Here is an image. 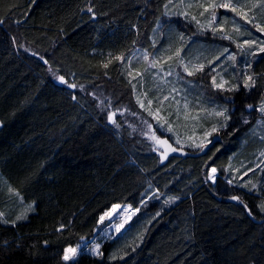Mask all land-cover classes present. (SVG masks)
I'll use <instances>...</instances> for the list:
<instances>
[{
  "label": "trees",
  "instance_id": "trees-1",
  "mask_svg": "<svg viewBox=\"0 0 264 264\" xmlns=\"http://www.w3.org/2000/svg\"><path fill=\"white\" fill-rule=\"evenodd\" d=\"M230 1L264 28V0ZM178 2L0 0V182L36 204L20 221L0 194V264H264V176L243 187L228 171L251 167L264 148V51L241 47L249 27L229 20L225 32H202L192 15L172 17ZM154 42L206 56L189 100L226 119L205 151L163 158L153 149L159 128L138 106L126 62L138 49L155 53ZM215 67L228 89L206 80ZM116 205L139 210L130 227L101 257L65 262Z\"/></svg>",
  "mask_w": 264,
  "mask_h": 264
},
{
  "label": "rangeland",
  "instance_id": "rangeland-1",
  "mask_svg": "<svg viewBox=\"0 0 264 264\" xmlns=\"http://www.w3.org/2000/svg\"><path fill=\"white\" fill-rule=\"evenodd\" d=\"M229 2L241 11L244 10L240 3L237 4L230 0H183V2H178V9L176 12L172 11L171 16L178 17L175 15H181L183 18L179 17V19L186 20L187 14L192 15V19L195 17L193 20L196 22L198 30L202 32H212L216 28H218V31L223 29V32H225L224 30H229L226 27H230L228 25L229 20L231 26L237 31L249 27L254 30L251 31V36L247 37L249 41H245L243 46L247 47L249 51L252 49L255 51L261 50L264 47V31H261L260 28L256 29L255 24L252 25L250 23L251 20L245 21L246 15H238L231 8L211 7L213 4L219 5ZM181 6L182 8L184 7L183 11ZM213 12L215 17L212 15ZM174 13L175 15H173ZM235 15L238 17H235ZM229 16H232V18ZM240 18L244 19L243 22ZM232 27L231 29H233ZM185 28H190V31L195 34V26L190 25ZM161 33L163 34V32ZM194 34H191V36H194ZM164 37L168 43L169 34L165 33ZM155 44L157 46L155 53L150 54L147 51L138 49L126 62L127 75L134 85L136 102L148 116L154 119L156 128H159V133L155 136L156 141L153 143V149L163 158L171 155L174 152L173 149H176V152L177 150L205 151L218 138V133L220 132L218 118L226 119L224 115L213 114L215 110L225 114V110L222 111L217 107H211L207 111L208 114H206L204 110H200L199 103L193 105L189 100V95H192L194 90L190 79L193 75L205 69L207 64L206 56L202 52L191 51L192 47L186 49L190 54L184 56L186 50L172 52L170 48L164 50L163 47H159L157 43ZM231 56V54L227 53L226 60L230 61L232 59ZM216 61L217 58L209 60L210 63ZM216 64L218 63L214 65ZM201 65H203L202 68L200 67ZM185 66H187V71H185ZM208 70L206 80L210 81L212 88L228 89L229 79L219 73L217 67L208 68ZM189 72L192 74L189 75ZM214 73L216 76H213ZM218 84H222L223 87H217L216 85ZM202 106H205L204 102ZM262 107H264V101L259 106L263 120L261 128H258L264 138V111H261ZM158 141H167V143L161 144ZM252 160L251 167H246L247 164L235 167L232 164L228 168L231 178L238 180L236 182L237 185L245 187L246 183H250L249 185L255 184V187L259 186L255 182L254 177L264 176V148L259 150ZM209 178L215 182L217 172L212 173L210 171ZM2 182L4 183V181L1 180L0 182V194L7 190L4 196H8V200L13 202L11 214H16L17 219L19 217L18 220L20 221L28 220L29 216L35 213L36 204L26 203L21 195L15 194L10 188H7V182L4 183L5 185ZM138 212V209L136 210L128 205L114 206L102 216L103 219L99 223L95 237L77 247H70L76 248L77 254L72 259L64 261L73 263L82 254L101 257L103 255V245L120 237L130 227L133 218ZM97 246L99 247L97 248Z\"/></svg>",
  "mask_w": 264,
  "mask_h": 264
},
{
  "label": "snow or ice",
  "instance_id": "snow-or-ice-1",
  "mask_svg": "<svg viewBox=\"0 0 264 264\" xmlns=\"http://www.w3.org/2000/svg\"><path fill=\"white\" fill-rule=\"evenodd\" d=\"M211 7H213V8H215V7H221V8H231V10L233 11V12H236L238 15H241V16H245L246 14L243 12V11H241L239 8H237L236 6H233L230 2L229 3H222V4H219V5H216V4H213V5H211ZM88 11L89 12H91L92 11V9L91 8H89L88 9ZM213 17H215V13L213 12ZM193 19H195V17H193ZM261 31H264V29H261ZM241 47H243V45H241ZM261 51H264V48H262L261 49ZM178 54V53H177ZM145 59H147V57H145ZM232 59H235V57H232ZM107 65H105V67H106ZM153 66H155V65H153ZM201 68L203 67V65H201L200 66ZM188 69H187V66H185V71H187ZM192 73L191 72H189V75H191ZM248 79L249 80H251L252 79V77L251 76H249L248 77ZM59 80H60V82H62V83H67V81H65L64 80V78L63 77H59ZM215 82V81H214ZM70 88H75L76 87V85L75 84H70V85H68ZM217 87H223V85L222 84H218V85H216ZM165 99H167V97H165ZM143 106V105H142ZM261 111H264V107H262L261 108ZM217 115H220V116H223L224 115V113L223 112H218V113H216ZM115 115V113H113L112 114V116H110L109 117V119L110 120H112V117ZM113 123H115V121L113 120ZM168 130H171V129H168ZM154 139H155V137H153ZM159 143H161V144H166L167 143V141H158ZM177 143H179V141H177ZM176 149H173V151H175ZM211 171H212V173H215L216 172V169L215 168H212L211 169ZM233 199H239V197H232ZM245 207H247V205H245ZM261 208H262V210H264V205H262L261 206ZM18 219H19V217H18ZM101 219H103V217H101ZM99 246H97V248H98ZM77 254V249L76 248H68L67 250H66V252H65V254H64V256H63V259L64 260H70V259H72L75 255ZM114 258V257H113Z\"/></svg>",
  "mask_w": 264,
  "mask_h": 264
},
{
  "label": "water",
  "instance_id": "water-1",
  "mask_svg": "<svg viewBox=\"0 0 264 264\" xmlns=\"http://www.w3.org/2000/svg\"><path fill=\"white\" fill-rule=\"evenodd\" d=\"M177 152H178V153H182L183 155L186 154L184 150H183V151L177 150Z\"/></svg>",
  "mask_w": 264,
  "mask_h": 264
}]
</instances>
